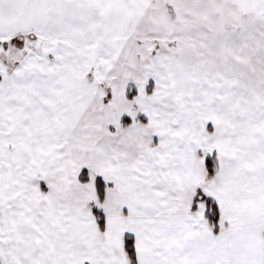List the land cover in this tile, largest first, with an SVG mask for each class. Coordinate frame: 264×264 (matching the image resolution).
Listing matches in <instances>:
<instances>
[{
  "label": "snow or ice",
  "instance_id": "obj_1",
  "mask_svg": "<svg viewBox=\"0 0 264 264\" xmlns=\"http://www.w3.org/2000/svg\"><path fill=\"white\" fill-rule=\"evenodd\" d=\"M0 264H264V0H0Z\"/></svg>",
  "mask_w": 264,
  "mask_h": 264
}]
</instances>
